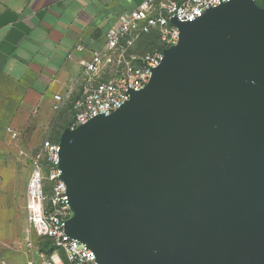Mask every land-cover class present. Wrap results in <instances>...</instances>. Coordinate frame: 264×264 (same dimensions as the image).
I'll return each instance as SVG.
<instances>
[{
	"label": "water",
	"instance_id": "water-1",
	"mask_svg": "<svg viewBox=\"0 0 264 264\" xmlns=\"http://www.w3.org/2000/svg\"><path fill=\"white\" fill-rule=\"evenodd\" d=\"M171 22L148 85L60 136L66 234L99 264H264V8Z\"/></svg>",
	"mask_w": 264,
	"mask_h": 264
},
{
	"label": "built area",
	"instance_id": "built-area-1",
	"mask_svg": "<svg viewBox=\"0 0 264 264\" xmlns=\"http://www.w3.org/2000/svg\"><path fill=\"white\" fill-rule=\"evenodd\" d=\"M230 1L143 0L119 18L103 47L84 62L81 75L67 93H53L49 112L58 115L69 110L71 129L97 116L111 115L130 99L131 91L148 85L153 69L163 60L164 49L178 43L180 32L172 18L194 21ZM146 39L154 43L152 51H143ZM34 113L38 114L39 108ZM9 133L13 137L18 134L11 129ZM59 151V141L48 138L39 145L27 184V221L38 237L51 242L52 253L44 264H99L92 250L66 234V223L73 213L67 186L60 179Z\"/></svg>",
	"mask_w": 264,
	"mask_h": 264
},
{
	"label": "crops",
	"instance_id": "crops-1",
	"mask_svg": "<svg viewBox=\"0 0 264 264\" xmlns=\"http://www.w3.org/2000/svg\"><path fill=\"white\" fill-rule=\"evenodd\" d=\"M142 1L0 0V131L38 128L53 93H67L119 18ZM58 115L61 124L71 117Z\"/></svg>",
	"mask_w": 264,
	"mask_h": 264
},
{
	"label": "rangeland",
	"instance_id": "rangeland-1",
	"mask_svg": "<svg viewBox=\"0 0 264 264\" xmlns=\"http://www.w3.org/2000/svg\"><path fill=\"white\" fill-rule=\"evenodd\" d=\"M61 117L43 113L38 128L20 129L16 137L0 131V264H44L50 255L51 242L38 237L27 221L26 192L39 145L57 139Z\"/></svg>",
	"mask_w": 264,
	"mask_h": 264
},
{
	"label": "trees",
	"instance_id": "trees-1",
	"mask_svg": "<svg viewBox=\"0 0 264 264\" xmlns=\"http://www.w3.org/2000/svg\"><path fill=\"white\" fill-rule=\"evenodd\" d=\"M257 4L260 6V7H262V8H264V0H258L257 1ZM144 45H145V48H144V50H148V51H152L153 50V45H154V43L153 42H151L150 40H145V42H144ZM59 126L61 127L60 128V133H58L57 134V139H51V140H53V141H55V142H58L59 141V139H60V136H61V134L63 133V131L66 129V128H70V126H71V122H70V118H69V120L66 122V123H63V124H60L59 123ZM52 249V248H51ZM52 253V250H50V254Z\"/></svg>",
	"mask_w": 264,
	"mask_h": 264
}]
</instances>
